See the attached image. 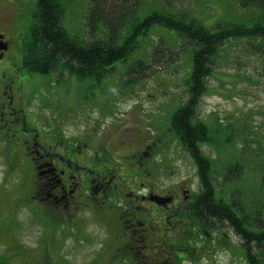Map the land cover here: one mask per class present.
<instances>
[{"label":"rangeland","instance_id":"rangeland-1","mask_svg":"<svg viewBox=\"0 0 264 264\" xmlns=\"http://www.w3.org/2000/svg\"><path fill=\"white\" fill-rule=\"evenodd\" d=\"M60 2L67 31L84 42L95 37L86 23L91 0ZM35 7L36 0H0V31L8 43L0 60V76L1 72L3 78L15 76L14 82L24 85L26 108L49 126L43 128L47 139H40L43 144L59 148L60 141L48 136L49 129L56 130L65 136L63 141L73 145L84 164L92 158L105 162L108 155L113 166L127 173L124 197L111 198V204L128 210L135 201L130 190L147 194L148 182L158 191L160 187L188 189L185 200L180 195V203H170L157 218L159 231L169 211L190 206L192 198L202 193L194 160L182 144L184 133L177 127L174 131L171 123L189 109L187 78L193 44L178 31L155 23L138 36L137 47L103 77H78L61 62L49 72H31L25 63L36 57L26 51ZM128 10L127 26L153 12L195 18L210 29L229 23L248 27L256 20L264 23L261 8H243L239 0H134ZM99 29L96 37L102 35ZM263 52L261 36L230 38L217 45L207 88L192 112L199 118L194 123L208 127L204 141L197 146L208 159V182L215 197L224 200L240 191L244 202L258 204L264 212V195L260 194H264ZM5 66L9 68L3 70ZM175 114L178 118L173 120ZM161 135L164 140L155 147L152 141ZM15 142L17 139L10 142L0 136V256H9L7 264H135V250L129 258L130 250L127 257L120 249L127 250L124 225L137 222L136 212L126 221L130 214L118 210L122 216L114 212L101 216L87 208L31 207L27 197L35 173L24 145ZM100 144L103 146L95 149ZM132 163H141L136 172ZM137 218L143 219V215ZM185 221L192 232L186 237L185 249L190 258L177 259L174 255L179 247L165 243L161 248L163 238H156L146 241L155 247L152 255L140 260L150 258L148 264H160L167 257L172 264H248L235 248L239 236L223 228V223L210 220L209 215L198 219L191 212ZM135 244L129 247L136 249Z\"/></svg>","mask_w":264,"mask_h":264},{"label":"trees","instance_id":"trees-1","mask_svg":"<svg viewBox=\"0 0 264 264\" xmlns=\"http://www.w3.org/2000/svg\"><path fill=\"white\" fill-rule=\"evenodd\" d=\"M129 1L91 0L86 23L89 32L95 37L84 42L72 36L63 26L64 10L60 0H36L29 29L31 40L26 47L27 53L36 57L25 63L26 68L31 72L46 73L61 62L78 77H103L116 61L125 59L137 47L138 36L150 25L158 23L178 31L186 41L193 44L192 63L187 78V97L190 102L186 103L191 111L182 114L173 125L178 131L180 128L184 131L183 138L199 164L203 186L207 187V190L202 191V198L195 199L198 201L196 210H204L210 215V220L223 223V228H230L239 236V247L235 248L243 254L248 264H264V212L258 204L249 205L244 202L240 191L231 192L224 200L215 197V189L208 182V159L197 146L198 142L204 141L208 127L198 121L194 123L198 117L192 112L193 106L207 88L206 77L211 74L217 45L237 37L255 39L261 36L264 40V23L256 20L251 27L229 23L210 29L195 18L153 12L132 26H127L126 13L134 0ZM239 4L243 8L259 7L264 12V0H239ZM98 29L102 31L100 37H96ZM262 55L264 57V52ZM178 115L175 114L172 119L175 120ZM260 194L263 198L264 194ZM8 257L0 256V264H7Z\"/></svg>","mask_w":264,"mask_h":264},{"label":"flooded vegetation","instance_id":"flooded-vegetation-1","mask_svg":"<svg viewBox=\"0 0 264 264\" xmlns=\"http://www.w3.org/2000/svg\"><path fill=\"white\" fill-rule=\"evenodd\" d=\"M2 36L3 34L0 31V60L5 56L8 45ZM7 68L9 67L5 66L3 70ZM14 77L3 78L1 72L0 136L9 139L10 142L17 139L16 146L18 144L20 146L24 145V152L27 154L29 163L35 173L29 195L32 207L41 208L43 206L46 208H65L67 210L69 208L72 210L87 208L95 213L98 212L101 216H109L112 212L122 216V213L126 212L130 214V218L126 221L131 219L134 212H136L135 221L137 222L124 225L125 231H123L129 246L136 243L134 247L137 248H131L135 250L134 256L137 258L135 264H148L147 261L150 258H147L146 261L140 260V258L152 255L151 252L155 247L152 243L146 241L149 239L156 240V238H163L161 248L165 243L179 247L180 250H177L174 255L177 259L180 258L183 261L190 258L185 249L186 237L192 232L185 218L190 215V212L194 217L203 218V220L207 219L209 215L204 210L202 212L196 210L198 201L192 198L189 203L190 206L186 208L178 207L179 210L169 211L167 219H164L163 228L159 229L157 227L159 231L157 230L158 233L156 231L157 218L168 210L170 203L171 205L180 203L178 199L180 195L182 200H185V197L189 196V190L186 188H181L179 191H172L170 188L162 190L160 187V191H158L155 187H151L152 183L148 182L149 192L147 194H138L135 189L130 190L135 201L130 204L131 207L128 210L120 204H111L109 201L111 198L115 196L118 198L124 197L122 193L127 182V173L119 167L113 166L108 155H106L105 162L102 159H96L95 161L92 158L91 162L84 164L79 160L80 155L76 153L77 151L73 145L63 141V139L58 142L60 144L58 149L54 148L52 144L47 146L43 144L40 139L45 138L43 140H47L43 128L45 129L48 123L45 124L44 120L26 108L27 97H24L23 94L24 85L18 86L13 80ZM190 111L191 109H188V112ZM50 133L49 131L48 136L52 138ZM163 139L164 135H161L156 137L152 143L155 147H158L157 142ZM99 146L103 145H97L95 149ZM185 148L189 152L188 145ZM132 164L134 165L133 172H136L137 167L141 165V163ZM132 164L130 165L132 166ZM141 185H145V182L141 181ZM198 197L202 198V194ZM144 201L147 202L146 205ZM111 207H114V211H109ZM117 210L122 213H118ZM175 213H177L176 216H174ZM137 215H143V219L137 218ZM137 223L140 227L136 226ZM172 232L176 234H171ZM145 249L149 254L145 253ZM120 251L128 253V250L120 249ZM132 255L129 258H133ZM168 261L169 259L165 257L160 264H172Z\"/></svg>","mask_w":264,"mask_h":264}]
</instances>
